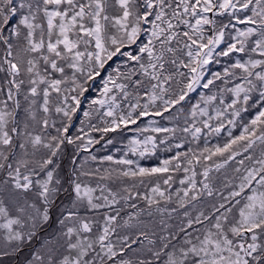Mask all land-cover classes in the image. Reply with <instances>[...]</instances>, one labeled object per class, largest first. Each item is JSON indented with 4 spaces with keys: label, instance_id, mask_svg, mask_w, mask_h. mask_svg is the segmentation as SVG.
I'll return each instance as SVG.
<instances>
[{
    "label": "snow or ice",
    "instance_id": "1",
    "mask_svg": "<svg viewBox=\"0 0 264 264\" xmlns=\"http://www.w3.org/2000/svg\"><path fill=\"white\" fill-rule=\"evenodd\" d=\"M0 264H264V0H0Z\"/></svg>",
    "mask_w": 264,
    "mask_h": 264
},
{
    "label": "trees",
    "instance_id": "2",
    "mask_svg": "<svg viewBox=\"0 0 264 264\" xmlns=\"http://www.w3.org/2000/svg\"><path fill=\"white\" fill-rule=\"evenodd\" d=\"M212 70L213 71H217V70H220V66L219 65H213L212 66ZM197 94H193V102L195 101V96H196ZM81 115H82V113H81ZM147 119L148 118H145V123H147ZM158 119V118H157ZM161 123H165V122H161ZM181 123H182V120H181ZM79 125V121H77V126ZM130 135V134H129ZM213 142H215V140H213ZM117 146H119V144L117 145ZM97 148H99L100 146L98 145V146H96ZM103 151V150H102ZM108 152H111V151H113V149H111V148H109L108 150H107ZM105 154H107V153H105ZM161 158L163 159V158H166V155L165 154H162L161 155ZM141 163L144 165V166H152V165H154V164H156L157 163V161L154 159V158H147V159H144V160H142L141 161Z\"/></svg>",
    "mask_w": 264,
    "mask_h": 264
}]
</instances>
